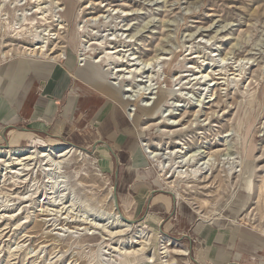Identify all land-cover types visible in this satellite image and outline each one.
<instances>
[{
  "label": "rangeland",
  "instance_id": "rangeland-1",
  "mask_svg": "<svg viewBox=\"0 0 264 264\" xmlns=\"http://www.w3.org/2000/svg\"><path fill=\"white\" fill-rule=\"evenodd\" d=\"M16 59L95 72L148 198L126 205V171L86 140L0 138V264H211L215 233L264 264V0H0V65Z\"/></svg>",
  "mask_w": 264,
  "mask_h": 264
},
{
  "label": "crops",
  "instance_id": "crops-1",
  "mask_svg": "<svg viewBox=\"0 0 264 264\" xmlns=\"http://www.w3.org/2000/svg\"><path fill=\"white\" fill-rule=\"evenodd\" d=\"M94 73L72 60L63 64L34 59L5 61L0 65V138L13 144L45 137L86 140L107 162L111 159L109 165L116 174L136 173L123 176L119 182L125 204L135 207L148 198V182L141 177L143 166L146 171L148 165H142L138 137L122 104L112 98L107 85L100 84ZM135 189L139 193L132 198L129 195ZM230 238L208 235L206 261L250 264L242 262L240 247Z\"/></svg>",
  "mask_w": 264,
  "mask_h": 264
},
{
  "label": "bare ground",
  "instance_id": "bare-ground-1",
  "mask_svg": "<svg viewBox=\"0 0 264 264\" xmlns=\"http://www.w3.org/2000/svg\"><path fill=\"white\" fill-rule=\"evenodd\" d=\"M37 48V47H36ZM37 50V49H36ZM40 50H43V49H40ZM42 52V51H41ZM30 54V53H29ZM33 54H36V53H33ZM107 54H109V53H107ZM61 58V57H60ZM58 60V59H57ZM81 60V59H80ZM101 61V60H100ZM91 67V66H90ZM144 69V68H143ZM117 70V69H116ZM114 84V83H113ZM121 89V88H120ZM124 90V89H123ZM144 92V91H143ZM122 93V92H121ZM142 93V92H141ZM147 93V92H146ZM130 97V96H129ZM124 98V97H123ZM161 98H163V97H159V99L161 100ZM130 99H132V98H130ZM139 109V108H138ZM147 111V110H146ZM134 113V112H133ZM132 115V114H131ZM135 116V115H134ZM136 117V116H135ZM171 124H172V122H171ZM49 149V151L50 150H53V149H51L50 147L48 148ZM9 150H5L4 152H8ZM14 151V150H13ZM19 151V150H18ZM75 151V149H74V147L73 146H66V147H62V148H60L59 150H57V151H55L54 153V155H55V157L56 158H61V159H64L65 157H67V156H69L70 154H72L73 152ZM34 152V150L32 151V152H30V153H33ZM174 152V151H173ZM180 152V151H179ZM25 153V152H24ZM40 153V155L39 156H41V157H45V156H47V155H49V153H47L46 152V149L45 150H43V151H41V152H39ZM170 153V152H169ZM181 153V152H180ZM184 153V152H183ZM192 153H194V152H192ZM203 153V152H202ZM19 154V153H18ZM52 154V153H51ZM155 154H158V152L157 153H155ZM154 154V155H155ZM160 155V154H159ZM190 155V154H189ZM196 155V154H195ZM194 155V156H195ZM201 155V154H200ZM204 155V154H203ZM21 156V155H20ZM192 156H193V154H192ZM19 157V156H18ZM182 157V156H181ZM191 157V156H190ZM197 157V156H196ZM21 158V160H26V159H32V157H31V155H29V154H25V155H23V156H21L20 157ZM37 158H39V157H37ZM219 158V157H218ZM36 159V158H35ZM193 159H194V157H193ZM42 160V159H41ZM19 161V160H18ZM52 161V160H51ZM50 161V162H51ZM188 161V160H187ZM198 161H199V159H198ZM2 162V161H1ZM49 162V163H50ZM52 162H54V160L52 161ZM62 161L60 160V161H57V163H61ZM182 162V161H181ZM197 163V162H196ZM196 163H194V164H196ZM18 164V163H17ZM52 164V163H51ZM50 164V165H51ZM186 164V163H185ZM187 164H190V163H187ZM186 164V165H187ZM20 165H21V163H20ZM27 165V164H26ZM164 166V165H163ZM184 166V165H183ZM195 166V165H194ZM54 167V166H53ZM199 168V167H198ZM24 169V168H23ZM200 169V168H199ZM195 171V170H194ZM197 171V170H196ZM177 172H179V171H177ZM181 172V171H180ZM201 171H199L198 173H200ZM183 173V172H182ZM193 173H195V172H193ZM193 173H190V175L191 174H193ZM197 173V172H196ZM197 173V174H198ZM185 174V173H184ZM186 174H188V173H186ZM178 175V174H177ZM183 175V174H182ZM182 175H180L181 177H184V176H182ZM194 175V174H193ZM187 176H189V175H187ZM195 176H196V174H195ZM186 177V176H185ZM264 188V187H263ZM264 190V189H263ZM67 217V216H66ZM121 218V217H120ZM123 220H125V219H123ZM131 225V224H130ZM142 235V234H141ZM144 242V241H143ZM143 242H141V243H143ZM144 247V246H143ZM140 250V249H139ZM186 253V252H185Z\"/></svg>",
  "mask_w": 264,
  "mask_h": 264
},
{
  "label": "built area",
  "instance_id": "built-area-1",
  "mask_svg": "<svg viewBox=\"0 0 264 264\" xmlns=\"http://www.w3.org/2000/svg\"><path fill=\"white\" fill-rule=\"evenodd\" d=\"M79 65H82V64H79Z\"/></svg>",
  "mask_w": 264,
  "mask_h": 264
}]
</instances>
